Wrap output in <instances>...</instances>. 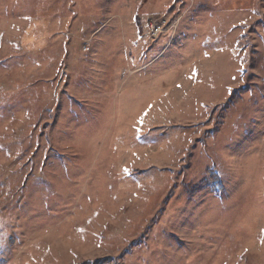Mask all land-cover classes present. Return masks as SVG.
Returning a JSON list of instances; mask_svg holds the SVG:
<instances>
[{
  "label": "rangeland",
  "instance_id": "obj_1",
  "mask_svg": "<svg viewBox=\"0 0 264 264\" xmlns=\"http://www.w3.org/2000/svg\"><path fill=\"white\" fill-rule=\"evenodd\" d=\"M185 3L0 0V264H264V0Z\"/></svg>",
  "mask_w": 264,
  "mask_h": 264
},
{
  "label": "snow or ice",
  "instance_id": "obj_2",
  "mask_svg": "<svg viewBox=\"0 0 264 264\" xmlns=\"http://www.w3.org/2000/svg\"><path fill=\"white\" fill-rule=\"evenodd\" d=\"M178 0H172V6L174 7ZM184 8L187 9V17L188 20H192L196 17L197 12L199 11V8L196 5V0H191V3H185ZM259 14V13H258ZM184 23H187V21H184ZM248 22L247 21H241V24L246 25ZM234 28L236 27L235 25L233 26ZM139 34V33H138ZM207 52L205 53V56H207ZM245 60H241V67L237 70L241 74H246L248 69L244 67ZM261 71H264V67L261 68ZM194 74H198L196 70H193ZM233 80H236L237 77L233 76ZM179 87V85L177 86ZM233 92V89L229 88L228 93L231 94ZM8 101L6 99H0V105H3L7 103ZM150 107V106H149ZM147 115V112H145L139 119L138 124L141 127L136 128V133H137V138H139L142 130V126L144 123V116ZM0 116H2V112H0ZM149 130V134H150ZM232 131L231 128L226 129L225 133L223 134V140L215 144L212 148L209 149V152L211 153L213 159V163L216 165V170L218 173V176L221 179L228 180L231 178H234L241 170V165L244 163L243 160L237 159L236 157L227 154L224 151H218L217 149L222 146V143L229 139L232 136ZM126 174H131L129 172L128 168H125L123 170ZM264 232V229L261 230ZM0 232H2V229H0ZM5 247V239L3 235H0V255H3V249Z\"/></svg>",
  "mask_w": 264,
  "mask_h": 264
},
{
  "label": "clouds",
  "instance_id": "obj_3",
  "mask_svg": "<svg viewBox=\"0 0 264 264\" xmlns=\"http://www.w3.org/2000/svg\"><path fill=\"white\" fill-rule=\"evenodd\" d=\"M257 158L255 156L249 158L248 160L244 161V163L241 165V170L237 175L242 176H252L256 172V168L254 167V164H256ZM259 168L261 171V176L264 177V153L261 154L259 159Z\"/></svg>",
  "mask_w": 264,
  "mask_h": 264
},
{
  "label": "trees",
  "instance_id": "obj_4",
  "mask_svg": "<svg viewBox=\"0 0 264 264\" xmlns=\"http://www.w3.org/2000/svg\"><path fill=\"white\" fill-rule=\"evenodd\" d=\"M138 29H140V27H138ZM210 184H211L215 194L221 193L223 188H222V185H221L219 178L215 174L211 175V183Z\"/></svg>",
  "mask_w": 264,
  "mask_h": 264
},
{
  "label": "built area",
  "instance_id": "obj_5",
  "mask_svg": "<svg viewBox=\"0 0 264 264\" xmlns=\"http://www.w3.org/2000/svg\"><path fill=\"white\" fill-rule=\"evenodd\" d=\"M161 26L159 24H156V23H151L149 25V34H150V37L152 36V38H157V36H159L161 33H162V30H161Z\"/></svg>",
  "mask_w": 264,
  "mask_h": 264
}]
</instances>
